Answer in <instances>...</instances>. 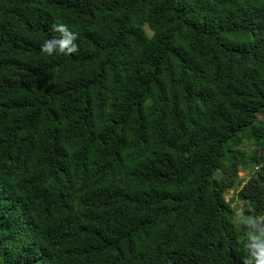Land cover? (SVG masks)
<instances>
[{"label": "trees", "instance_id": "obj_1", "mask_svg": "<svg viewBox=\"0 0 264 264\" xmlns=\"http://www.w3.org/2000/svg\"><path fill=\"white\" fill-rule=\"evenodd\" d=\"M262 231L264 0H0V264H255Z\"/></svg>", "mask_w": 264, "mask_h": 264}, {"label": "clouds", "instance_id": "obj_2", "mask_svg": "<svg viewBox=\"0 0 264 264\" xmlns=\"http://www.w3.org/2000/svg\"><path fill=\"white\" fill-rule=\"evenodd\" d=\"M53 31L60 33V36L45 40L40 45L42 53L54 56L57 54L69 55L77 51L75 44L77 33L73 32L68 25L63 23L53 25ZM250 238L252 241H258L252 245V248L255 249V264H264V231L259 235H252ZM250 264H252V260Z\"/></svg>", "mask_w": 264, "mask_h": 264}, {"label": "rangeland", "instance_id": "obj_3", "mask_svg": "<svg viewBox=\"0 0 264 264\" xmlns=\"http://www.w3.org/2000/svg\"><path fill=\"white\" fill-rule=\"evenodd\" d=\"M247 145L245 146V148L247 149ZM249 149V147H248ZM240 170L238 172V176H239V179L244 182L247 178H248V175H249V171L248 169L244 168V166L241 164L240 165ZM236 189H230L228 190L226 193H225V198L228 199V200H231L232 197H234V194L236 193ZM231 206L233 207V209H235V213L238 215L240 213V203L237 201L236 198H234L232 201H231Z\"/></svg>", "mask_w": 264, "mask_h": 264}]
</instances>
